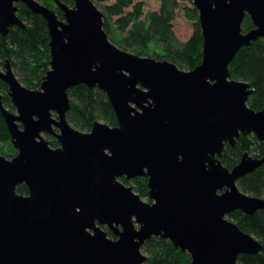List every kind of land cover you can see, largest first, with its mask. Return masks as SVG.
Instances as JSON below:
<instances>
[{
    "label": "water",
    "instance_id": "water-1",
    "mask_svg": "<svg viewBox=\"0 0 264 264\" xmlns=\"http://www.w3.org/2000/svg\"><path fill=\"white\" fill-rule=\"evenodd\" d=\"M192 1L203 55L185 70L115 45L94 0H55L63 19L39 0H0L2 35L26 28L18 6L25 3L47 21L51 49L36 89L9 59L0 65L16 110L0 92V113L17 150L0 153V264H144L143 246L157 236L187 251L193 264H238L240 254L264 250L229 219L264 209V197L238 185L264 155L245 151L233 168L221 159L241 134L264 142V106L251 108L254 88L230 72L242 47L264 39V0ZM246 14L254 27L245 32ZM79 84L106 93L118 125H72L70 89ZM137 177L147 178L151 203L120 180ZM23 184L27 194L18 192Z\"/></svg>",
    "mask_w": 264,
    "mask_h": 264
},
{
    "label": "trees",
    "instance_id": "trees-1",
    "mask_svg": "<svg viewBox=\"0 0 264 264\" xmlns=\"http://www.w3.org/2000/svg\"><path fill=\"white\" fill-rule=\"evenodd\" d=\"M55 8L60 18L62 12L55 0H39ZM74 5V0H61ZM104 13V28L110 40L119 48L156 59H167L180 68L191 70L202 61L203 33L200 26L198 9L192 0H160V7L144 14L142 2L134 0H94ZM103 3V6H102ZM19 16L26 23V28L15 26L6 35L0 33V65L9 59L17 77L27 87L38 88L47 71L50 69L51 49L47 21L40 14L33 12L25 3L19 5ZM193 21L194 31L187 40H181L175 30L174 21L179 12ZM243 30L254 27L247 15L243 21ZM231 77L249 82L254 88L248 104L255 110L264 106V39L258 38L251 45L242 47L230 64ZM8 85L0 79V92L3 104L14 111L15 107L8 94ZM71 108L68 120L73 126L82 130H91L95 120H103L111 126L118 125L115 111L108 96L99 88H89L79 84L70 89ZM51 146L57 147L60 142L53 135ZM0 153L12 157L17 150L11 142L7 123L0 113ZM249 151L253 157L264 155V142L254 134H241L236 146L226 144L222 162L233 168L243 153ZM123 181H128L122 178ZM134 189L142 197H148L147 178H135ZM240 189L252 196L264 197V163L238 180ZM21 194L28 193L23 184L18 187ZM241 229L253 234L264 245V209L254 214L237 210L230 216ZM110 237L114 232L106 228ZM148 255L144 264H193L190 254L177 248L171 241L162 237H152L143 246ZM238 264H264V250L256 254H240Z\"/></svg>",
    "mask_w": 264,
    "mask_h": 264
},
{
    "label": "rangeland",
    "instance_id": "rangeland-1",
    "mask_svg": "<svg viewBox=\"0 0 264 264\" xmlns=\"http://www.w3.org/2000/svg\"><path fill=\"white\" fill-rule=\"evenodd\" d=\"M136 3L137 2H142L143 4V10H144V14H148L149 12L153 11V10H156L160 7V0H134ZM97 5V4H96ZM102 6H103V3H102ZM195 6V5H194ZM99 8V7H98ZM249 16V14H246V16ZM245 16V17H246ZM250 17V16H249ZM252 20V19H251ZM253 22V21H252ZM174 30L177 34V36L181 39V40H187L193 33L194 31V25H193V21L190 20L184 13L183 10H181L179 12V15L178 17L175 19L174 21ZM244 31V30H243ZM249 31V30H248ZM246 32V31H245ZM5 63V62H4ZM3 63V64H4ZM2 64V65H3ZM14 69V68H13ZM187 70V69H185ZM15 72V70H14ZM16 74V72H15ZM17 75V74H16ZM232 78V77H231ZM234 79V78H233ZM16 112V110H14ZM96 121V120H95ZM100 121H103V120H100ZM90 131V130H88ZM45 137L48 139V140H51V138L49 137V134H44ZM227 144V143H226ZM229 144V143H228ZM60 145V144H59ZM5 144H1L0 148L1 149H5ZM226 148V147H225ZM225 151V150H224ZM224 154V153H223ZM252 155V154H251ZM222 159V158H221ZM138 178V177H137ZM146 178V177H145ZM120 180H122V178H120ZM134 179H131V180H127V182L123 181L124 183H126L128 186L131 185L133 186V188L135 187L136 183L133 182ZM147 183H148V180H147ZM134 191H136L134 189ZM138 193V192H137ZM148 197H142V199L146 202H150L151 200L149 199V195H147ZM151 203V202H150ZM230 219V217H229Z\"/></svg>",
    "mask_w": 264,
    "mask_h": 264
},
{
    "label": "flooded vegetation",
    "instance_id": "flooded-vegetation-1",
    "mask_svg": "<svg viewBox=\"0 0 264 264\" xmlns=\"http://www.w3.org/2000/svg\"><path fill=\"white\" fill-rule=\"evenodd\" d=\"M46 5V4H45ZM56 5H57V3H56ZM58 6V5H57ZM70 6H74V5H70ZM51 9H54L56 12L58 11V10H56L55 8H52L51 6H49ZM59 7V6H58ZM60 9V8H59ZM61 10V9H60ZM61 12H62V10H61ZM62 15H64L63 14V12H62ZM60 16V15H59ZM63 18H64V16H63ZM63 18H61V19H63ZM55 137V136H54ZM56 138V137H55ZM59 146V145H58ZM249 152V151H248ZM251 155V154H250ZM150 199V198H149ZM150 202H152V201H150ZM234 213V212H233ZM230 220H231V218H230ZM116 236V235H115ZM113 238H117V236L116 237H113Z\"/></svg>",
    "mask_w": 264,
    "mask_h": 264
}]
</instances>
